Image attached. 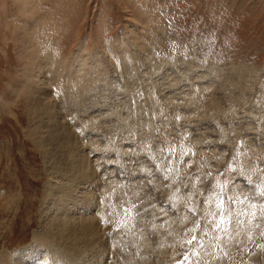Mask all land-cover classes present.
<instances>
[{"label": "rangeland", "instance_id": "374dc122", "mask_svg": "<svg viewBox=\"0 0 264 264\" xmlns=\"http://www.w3.org/2000/svg\"><path fill=\"white\" fill-rule=\"evenodd\" d=\"M262 190L264 0H0V264H264Z\"/></svg>", "mask_w": 264, "mask_h": 264}, {"label": "bare ground", "instance_id": "6f19581e", "mask_svg": "<svg viewBox=\"0 0 264 264\" xmlns=\"http://www.w3.org/2000/svg\"><path fill=\"white\" fill-rule=\"evenodd\" d=\"M41 83V82H40ZM83 83V82H82ZM83 85V84H82ZM75 96V95H74ZM71 98V97H70ZM78 99V98H77ZM79 99H80V97H79ZM50 101V100H49ZM50 103V102H49ZM81 103V102H80ZM83 104V103H82ZM52 105H53V103H52ZM51 105V106H52ZM62 106V105H61ZM55 107V106H54ZM60 108V107H59ZM81 108V107H80ZM63 109V108H62ZM49 110V109H48ZM46 112H47V108H46V110H45ZM77 113V112H76ZM79 113V112H78ZM81 113V112H80ZM85 115V114H84ZM52 116H53V114H52ZM93 117V116H92ZM99 118V117H98ZM78 119H79V117H78ZM90 119V118H89ZM101 119V118H100ZM80 120V119H79ZM81 120H83V119H81ZM81 120H80V122H81ZM86 120H88V119H86ZM91 120H93V119H91ZM97 120V119H96ZM95 120V121H96ZM94 121V120H93ZM105 121V120H104ZM61 121H58V123L59 124H57L56 126H58L60 129H62V128H64V129H67V127H66V125H62L61 123H60ZM82 124H83V122H82ZM85 124V123H84ZM83 127V126H82ZM82 129V128H81ZM84 129V128H83ZM86 129H87V127H86ZM92 131H93V129H91ZM63 131V130H62ZM63 133V132H62ZM64 137V136H63ZM79 137V136H78ZM77 138V137H76ZM97 138V137H96ZM68 140V139H67ZM68 141H70V140H68ZM80 141V140H79ZM93 141V140H92ZM67 142V141H66ZM76 142V141H75ZM74 142V143H75ZM70 143H72L71 141L68 143V144H66V147H67V145H68V147L70 146ZM81 143V142H80ZM95 143V142H94ZM113 143V142H112ZM87 143L86 142H84L83 144H81V145H86ZM76 145V144H75ZM89 145V144H88ZM245 145H246V142H245ZM244 144H243V146H245ZM95 146V145H94ZM93 146V147H94ZM64 147V146H63ZM72 147V146H71ZM78 147V146H77ZM92 147V146H91ZM247 147V146H246ZM58 148H60V147H58ZM72 148H74V147H72ZM245 148V147H244ZM70 149V148H69ZM248 149V148H247ZM65 150V149H64ZM81 150V149H80ZM98 150V149H97ZM245 150V149H244ZM250 150V149H249ZM248 150V151H249ZM251 150H252V147H251ZM56 152H57V150H56ZM59 152V151H58ZM57 152V154H59ZM79 152V151H78ZM83 152V151H82ZM51 153V152H50ZM55 153V152H54ZM249 153L250 154H252L250 151H249ZM69 154V153H68ZM53 155V154H52ZM84 155V154H83ZM249 155V154H248ZM64 156V155H63ZM54 157H55V155H54ZM56 157H58V155L56 156ZM85 157V156H84ZM60 158V157H59ZM250 158V157H249ZM244 159V158H243ZM83 160H85V159H83ZM64 161V160H63ZM60 163V162H59ZM72 163V162H71ZM61 164V163H60ZM78 164L79 165H77L78 166V170H79V172H80V175H78V176H76V180L78 179V180H80V181H76V184H73L74 183V178L73 179H71L72 181H70V179H68L67 181L65 180V182H66V188H65V192H63L64 194H63V196L64 195H66V197H71L70 198V200H69V202H67V206H68V208L69 207H72V208H74L73 210H69V212H68V214L69 213H71V212H78L79 210H81L80 212L82 213L83 212V210L85 209V207L87 208L88 206H90L91 204H92V202L90 201V198L89 199H86V198H84L83 196H82V194H79V192H78V188H80L82 185H84V184H87L88 186H92V187H94L95 186V181H94V174L92 173V172H94V171H92V172H90L87 168H86V166H85V164L83 163V165H82V163H80V162H78ZM56 165V164H55ZM64 165V164H63ZM54 166V165H53ZM57 166V165H56ZM65 166V165H64ZM77 166H75L74 167V169L76 170L77 169ZM61 167V166H60ZM73 167V166H72ZM58 168H59V166H58ZM63 169V168H62ZM96 170V169H95ZM62 171V170H61ZM100 171V170H99ZM76 172H77V170H76ZM98 176V175H97ZM72 177V176H71ZM100 177V176H99ZM58 179H59V177H58ZM63 179V178H62ZM96 179V178H95ZM100 179V178H99ZM99 179H98V181H99ZM215 179V178H214ZM100 183V182H99ZM104 183V182H103ZM102 183V184H103ZM109 184V183H108ZM74 185H77V186H74ZM64 186V187H65ZM97 186V185H96ZM76 187V188H75ZM86 187V186H85ZM82 188H84V187H82ZM96 188V187H95ZM107 189V187L105 188L104 187V190H106ZM93 190H95V189H93ZM98 189H96L95 191H97ZM75 191V192H74ZM56 192L57 191H55V194H56ZM93 192V191H92ZM81 193V192H80ZM93 193H95V192H93ZM103 193V192H102ZM105 193V192H104ZM103 193V194H104ZM110 193V192H109ZM54 194V195H55ZM68 195V196H67ZM87 195V194H86ZM89 197H90V195H88ZM62 197V196H61ZM110 197V196H109ZM108 197V193H105L104 194V197L102 198V200L103 201H105V205H106V203H107V201L110 203V205H111V202H112V200L110 201V200H108V199H110ZM195 197V196H194ZM175 198V197H174ZM92 199V198H91ZM98 199V198H97ZM99 201V200H98ZM84 203L86 204V206H84ZM60 204V203H59ZM100 204V203H99ZM56 205V207L58 208L59 206H58V204H55ZM97 206V205H96ZM101 211V210H100ZM73 215V214H72ZM57 218V217H56ZM86 218V217H85ZM88 218V217H87ZM48 219V218H47ZM52 219H54V218H52ZM78 220H79V218H78ZM90 221V220H89ZM96 221H98V218L96 219V218H92V220L90 221V222H88V221H81V222H78L77 221V223L75 222V220H74V222H73V219H72V217L69 215V216H66V217H64V219H62V221L60 222V223H58V224H61L60 226H63L64 227V229H65V231L66 230H68V232H70L69 233V235H70V238H68V239H71V242L72 241H76L77 243H81V244H86V242L85 241H90V237H91V242H93V240H96L94 237H92V234H91V230H92V228H94L96 225ZM53 222H56V221H54L53 220ZM58 222V221H57ZM150 222V221H149ZM251 222V221H250ZM250 222L249 221H247L246 222V220H243L242 222H240V224H239V226L241 227V233L240 234H243V236H248V234H247V231H248V229H249V226H250ZM100 225V224H99ZM98 225V226H99ZM55 226H56V224H55ZM57 227H59V226H57ZM97 227V226H96ZM101 227V226H100ZM244 227V228H243ZM98 228V227H97ZM250 228H251V226H250ZM253 228V227H252ZM63 228H62V230H64ZM56 230H59V229H56ZM98 230H101V229H99L98 228ZM250 230V229H249ZM252 230V229H251ZM60 231V230H59ZM96 231V230H95ZM228 232V231H226V229H223V230H218L217 231V233H216V238L218 237L219 238V240L221 241V242H218V243H221L222 245L223 244H226V245H228L229 244V246H230V241H228V240H225V242H224V239H226L228 236H229V234H228V236H225L226 238H224V236L222 237V238H220V232ZM87 232H89V233H87ZM98 232V231H97ZM243 232V233H242ZM48 234V233H47ZM101 233H99L98 235H100ZM222 234V233H221ZM245 234V235H244ZM53 235V234H52ZM97 235V236H98ZM44 236V235H43ZM55 236V235H54ZM58 236V235H57ZM78 236V237H77ZM102 236V235H101ZM46 237V236H45ZM47 237H48V235H47ZM67 237V236H66ZM100 237V236H99ZM249 237V236H248ZM55 238V237H54ZM60 238V237H59ZM94 238V239H93ZM217 238V239H218ZM230 238V237H229ZM163 239H164V237H163ZM170 239V241H172V239L171 238H169ZM223 239V240H222ZM44 240H46V239H44ZM81 240L83 241V242H81ZM99 240V239H98ZM216 240V239H215ZM162 241V240H161ZM169 241V242H170ZM67 242V241H66ZM96 242H98L97 240H96ZM101 242V241H100ZM69 243V242H68ZM79 244H77V246L80 248L81 247V245H79ZM99 244V243H98ZM88 245H89V243H88ZM87 245V246H88ZM91 245H93V243H91ZM135 245L137 246V248L139 249V251H140V255H135V258H134V261L135 262H137L138 261V259H140L141 257H142V253H141V251H142V249L145 247V243H144V241L143 240H135ZM52 246H55V245H52ZM95 246V245H94ZM224 246V245H223ZM93 247V246H92ZM100 247V246H99ZM55 248H56V246H55ZM76 248V247H75ZM74 247H72L71 249H75ZM85 248H86V246H85ZM84 248V249H85ZM87 249V248H86ZM98 249V248H97ZM54 250V249H53ZM264 250V249H263ZM50 251V250H49ZM65 251V250H64ZM88 251H89V249H88ZM81 253L83 252L82 250L80 251ZM92 252V251H91ZM77 253H79V250H77V251H75V252H73L72 253V251L70 252V255H66L65 253H64V257L65 258H68L70 261H71V259L73 260V259H75V261H79L81 258H82V256H81V258H79V259H77L76 258V254ZM95 253V252H94ZM84 254V253H83ZM95 256V255H94ZM261 256V255H260ZM70 257V258H69ZM79 257V256H78ZM93 258V257H92ZM95 258V257H94ZM264 258V257H263ZM67 259V260H68ZM260 259H262V258H260ZM69 261V262H70ZM74 261V260H73ZM258 261H260V260H258ZM93 262V261H92ZM116 262V261H115ZM119 262H120V260H119ZM263 262V261H262ZM123 264V263H122Z\"/></svg>", "mask_w": 264, "mask_h": 264}, {"label": "snow or ice", "instance_id": "6c2138e0", "mask_svg": "<svg viewBox=\"0 0 264 264\" xmlns=\"http://www.w3.org/2000/svg\"><path fill=\"white\" fill-rule=\"evenodd\" d=\"M248 186L251 187V180L250 179L248 181ZM261 195L264 196V190H262ZM228 199L231 203H243L242 200H236V199H233L232 197H229ZM245 199H249V202H251V199H255V197L254 196L251 198L245 197ZM192 239L195 240L196 237H193ZM189 243H192V241H189Z\"/></svg>", "mask_w": 264, "mask_h": 264}]
</instances>
